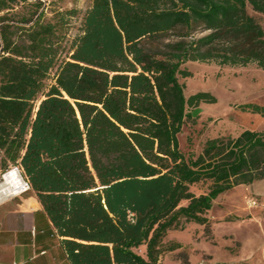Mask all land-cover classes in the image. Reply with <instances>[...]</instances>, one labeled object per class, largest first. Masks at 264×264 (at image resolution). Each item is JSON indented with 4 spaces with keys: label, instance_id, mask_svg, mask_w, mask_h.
<instances>
[{
    "label": "trees",
    "instance_id": "trees-1",
    "mask_svg": "<svg viewBox=\"0 0 264 264\" xmlns=\"http://www.w3.org/2000/svg\"><path fill=\"white\" fill-rule=\"evenodd\" d=\"M24 1L0 0V13ZM33 1L0 16V172L21 171L70 264H159L178 247L163 245L168 231L207 226L219 195L264 179V132L181 152L187 108L216 99L185 98L177 77L187 61L264 70L248 13L264 15V0H91L48 21Z\"/></svg>",
    "mask_w": 264,
    "mask_h": 264
},
{
    "label": "rangeland",
    "instance_id": "rangeland-1",
    "mask_svg": "<svg viewBox=\"0 0 264 264\" xmlns=\"http://www.w3.org/2000/svg\"><path fill=\"white\" fill-rule=\"evenodd\" d=\"M40 2L43 7L38 10V14L44 8L45 21L52 19L55 10L76 8L83 13L91 4V0H40ZM33 4V0H25L12 9L0 13V16L5 14L15 17L27 15L28 10L33 8L31 7ZM248 13L264 30V15L250 8H248ZM78 24L79 19L72 21L74 27L69 31V35L76 33ZM201 36L202 34H196L194 38ZM180 69L190 74L187 77L177 76L184 86L185 98L198 92H205L216 99L214 104L200 102L197 106L187 108L189 115L178 134L179 148L186 157L192 154L195 158L201 154L206 141L211 139L236 138L245 130L264 132V116L239 108V106L248 104L264 107V70L255 64L231 67L197 61H187L180 66ZM195 111L196 116H192ZM13 168L18 170L22 180L26 182L18 168L11 167L6 172ZM6 172H0V183ZM263 182L264 179L254 182L255 185L252 183L246 187L231 189L228 193L221 195L222 197L219 195L212 209V216L220 218L224 212L227 214L222 220L224 222H239L243 227L249 220H252L258 226H264V194L253 191L254 186H263ZM209 184V181H202V183L193 185L190 190L196 195L206 193ZM253 200L256 201V208L251 207ZM211 232V223H208L204 226L208 241L212 239ZM210 243L216 247H221L223 243L226 244L225 251L235 257L239 255L241 249V242L234 237H225L223 242L218 240L216 244L211 241ZM247 263L254 264L250 261L245 262Z\"/></svg>",
    "mask_w": 264,
    "mask_h": 264
},
{
    "label": "crops",
    "instance_id": "crops-1",
    "mask_svg": "<svg viewBox=\"0 0 264 264\" xmlns=\"http://www.w3.org/2000/svg\"><path fill=\"white\" fill-rule=\"evenodd\" d=\"M244 186L247 185L233 190ZM253 191L264 194V185L254 186ZM217 199L207 215L212 229L210 241L216 244L218 240L223 242L225 237H234L241 242L239 255L228 254L224 243L221 247L211 244L205 236L204 225L187 223L183 230L167 232L163 245L176 244L178 247L162 253L159 264H245L248 261L264 264V226H258L252 220L243 227L239 222H224L222 220L227 216L224 212L220 218L212 216ZM253 202L251 207L256 208V201ZM133 251L144 256L145 246ZM0 264H70L60 238L31 191L0 203Z\"/></svg>",
    "mask_w": 264,
    "mask_h": 264
},
{
    "label": "bare ground",
    "instance_id": "bare-ground-1",
    "mask_svg": "<svg viewBox=\"0 0 264 264\" xmlns=\"http://www.w3.org/2000/svg\"><path fill=\"white\" fill-rule=\"evenodd\" d=\"M23 180L17 169L6 172L0 183V199L15 196L23 191Z\"/></svg>",
    "mask_w": 264,
    "mask_h": 264
},
{
    "label": "built area",
    "instance_id": "built-area-1",
    "mask_svg": "<svg viewBox=\"0 0 264 264\" xmlns=\"http://www.w3.org/2000/svg\"><path fill=\"white\" fill-rule=\"evenodd\" d=\"M29 190V185H28V183L27 182H23V191L21 192V193H19V194H22V193H24V192H26V191H28ZM19 194H17V195H19ZM11 197H13V196H10V197H7V198H4V199H0V203H2L3 201H5V200H7V199H9V198H11ZM252 204H254V202H251V205Z\"/></svg>",
    "mask_w": 264,
    "mask_h": 264
},
{
    "label": "water",
    "instance_id": "water-1",
    "mask_svg": "<svg viewBox=\"0 0 264 264\" xmlns=\"http://www.w3.org/2000/svg\"><path fill=\"white\" fill-rule=\"evenodd\" d=\"M192 116H196V111L192 113Z\"/></svg>",
    "mask_w": 264,
    "mask_h": 264
}]
</instances>
